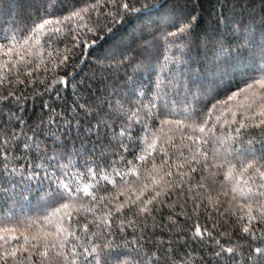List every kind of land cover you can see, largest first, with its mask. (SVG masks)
Returning a JSON list of instances; mask_svg holds the SVG:
<instances>
[{
  "label": "snow or ice",
  "instance_id": "obj_1",
  "mask_svg": "<svg viewBox=\"0 0 264 264\" xmlns=\"http://www.w3.org/2000/svg\"><path fill=\"white\" fill-rule=\"evenodd\" d=\"M227 2L201 40L188 0H0V264H264V0Z\"/></svg>",
  "mask_w": 264,
  "mask_h": 264
},
{
  "label": "trees",
  "instance_id": "obj_2",
  "mask_svg": "<svg viewBox=\"0 0 264 264\" xmlns=\"http://www.w3.org/2000/svg\"><path fill=\"white\" fill-rule=\"evenodd\" d=\"M30 0H21L22 8L27 9L29 6ZM181 4L185 2V0H179ZM190 5L196 6V11L200 13V26L199 33L200 39L203 40L205 34L211 35V30L214 27V22L219 17L221 12V4L225 3V0H188ZM262 0H228L227 5L225 7V14H229L231 11H235L237 15L241 13V10L245 13H250L255 11L257 14V19H259V13L261 8ZM79 7V6H78ZM24 12H17L13 9L10 13L7 14L6 19H23ZM153 20L158 19L157 17H153ZM91 26V25H89ZM138 23H128V24H117L113 26V30L108 32L107 30L100 35V38L96 41L95 45L92 49V54L86 55L87 62L82 64L77 71H80V76L77 79H80L82 76H89L93 72H100L102 67H106L110 64H113L115 61L108 59V57L115 56L116 59H120L119 52L122 50L123 46L128 44L133 36L137 33ZM63 48V45H60ZM48 50H43L41 54L40 63L42 65L40 71V77L44 76L43 65L47 62ZM193 57L196 56L195 50L192 52ZM76 64H80V61H75ZM71 71V69H69ZM144 80H148V73H144ZM206 87H208L206 85ZM69 94H71V85H69ZM29 96L31 94L29 93ZM47 97H45L46 99ZM218 99H224L223 95L218 97ZM214 100L209 101V107ZM41 101L36 102L35 113L33 114V120H38L40 118V104ZM32 107L31 99L29 100V108ZM46 119V117H45ZM179 210V209H177ZM4 213L0 212V216H3ZM31 215V213H28ZM165 215H167V210H165ZM89 218H91L89 216ZM202 222V221H201Z\"/></svg>",
  "mask_w": 264,
  "mask_h": 264
}]
</instances>
